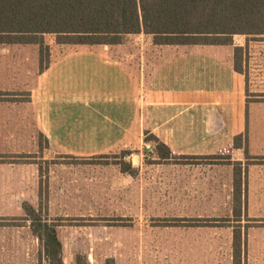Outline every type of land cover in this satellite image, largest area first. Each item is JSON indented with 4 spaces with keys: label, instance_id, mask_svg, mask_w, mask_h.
Listing matches in <instances>:
<instances>
[{
    "label": "rangeland",
    "instance_id": "374dc122",
    "mask_svg": "<svg viewBox=\"0 0 264 264\" xmlns=\"http://www.w3.org/2000/svg\"><path fill=\"white\" fill-rule=\"evenodd\" d=\"M44 39L45 50L0 44V264H49L37 218L57 228L64 264H233L237 232L241 264H264V219L248 218L244 197L237 221L233 199L236 164L264 179V36L172 47L128 36L124 49L144 77L134 136L84 157L59 154L37 131L30 89L75 49ZM247 44L248 84L232 70L235 47ZM154 138L177 158L160 160Z\"/></svg>",
    "mask_w": 264,
    "mask_h": 264
},
{
    "label": "trees",
    "instance_id": "16d2710c",
    "mask_svg": "<svg viewBox=\"0 0 264 264\" xmlns=\"http://www.w3.org/2000/svg\"><path fill=\"white\" fill-rule=\"evenodd\" d=\"M47 34L55 35L59 45H116L127 35L146 34L156 45L231 46L236 35L264 36V0H0V44L39 45L45 50ZM247 51L248 44L235 47L234 70L248 84L243 65ZM154 139L160 160L177 158L167 145ZM235 141L236 148L248 151L242 136ZM244 185L247 190V177L238 163L234 211L239 222L247 197ZM29 210L34 216L35 209ZM190 221V226H201V220ZM31 228L49 264H64L57 228L38 218ZM241 236L235 233L233 264H241Z\"/></svg>",
    "mask_w": 264,
    "mask_h": 264
},
{
    "label": "crops",
    "instance_id": "0c3cea01",
    "mask_svg": "<svg viewBox=\"0 0 264 264\" xmlns=\"http://www.w3.org/2000/svg\"><path fill=\"white\" fill-rule=\"evenodd\" d=\"M124 41L116 45H65L75 49L51 62L30 89L37 131L59 154L94 156L131 142L144 77L141 79L133 70L135 59L131 52L126 53ZM152 46L172 47L156 45L153 37ZM144 66L148 63L142 69ZM232 70L245 79L234 70V56ZM200 91L194 88V93ZM241 165L248 183V218L264 219V179L256 167Z\"/></svg>",
    "mask_w": 264,
    "mask_h": 264
}]
</instances>
